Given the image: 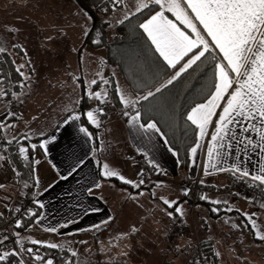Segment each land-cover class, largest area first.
<instances>
[{"label":"crops","instance_id":"0c3cea01","mask_svg":"<svg viewBox=\"0 0 264 264\" xmlns=\"http://www.w3.org/2000/svg\"><path fill=\"white\" fill-rule=\"evenodd\" d=\"M119 1L120 0L114 1L113 5H118ZM39 2L40 0H0V46L6 49L3 53L9 55L10 60L16 68L21 64L25 65L22 71L29 77L27 80H24V78L19 75L18 78H20V80L15 90H13L14 88L5 87L1 71L4 69L2 64L5 62L2 58L6 55L2 57L0 53V88H2L5 93L3 96H0V134L3 136V144L7 142L12 132H15V137L18 136L17 131L20 132V135L28 136L29 141L37 145V160H42L44 164H46L44 170H36V172L33 173L34 180L32 186L34 188V197L30 198V200L39 212L29 227L28 232L34 228V232L40 234L38 235L40 238L37 240L45 243L55 242L52 240L54 237H62V239H64V244L56 248L57 252L60 250L64 251V258H61V260H53V264H73L77 255L73 256L72 251L76 248V244L80 241H89L94 237L93 234L99 235L101 233V236L104 234H119V239H121V241H128V243L129 241H133L134 248H131L132 251L134 250L136 252V250H138L147 252L153 251L154 249H166L165 244L162 243L164 234L175 226H179L181 223L184 224L186 219L195 227V209L197 206L200 207V218L204 222L221 218L223 215L213 219L204 205L195 204V206L192 207L186 200V194L183 190L182 183L188 178L198 177L195 186L198 193L201 195L204 187H225L232 183V181L243 179L239 178L238 173L233 174L230 171H216L212 169L209 170L210 174L205 175L204 164L207 159V143L211 138V132L215 128V120L218 119L219 112L222 111V108L216 110L217 115L213 117V123L209 125L208 135L202 139L201 147L198 149L195 158H190L188 170L184 172L179 168L177 155H173L172 152L168 150V143L165 144L164 142L165 137L161 138L159 133L144 134L136 128L131 127L128 124L129 117L123 115L126 109L124 108V110H122V104V108L118 109H110L111 105L106 104V102L98 108H93L90 98V107L86 113L88 111H94L98 125L103 123L102 137L104 138V136H106L110 141H126L129 145L126 156L124 158L120 157L119 161H116L117 165H114L116 168H110L119 172L127 180L133 181L136 184L139 181L137 184L139 186L133 187L131 184L114 183V181L119 180L117 178H114L116 180H112V178L106 179L101 175V164L98 167V164L94 163L95 160L92 155L94 151L97 150L95 148V141L91 129L83 123L81 117L79 120L71 121L68 124L64 123L71 115L80 116L78 108L81 97V82L84 83L87 90V85L81 74L83 73L81 65L84 63L82 59L85 57L88 59L91 58V60H94L93 63H98V56H104L105 59V52L100 50V48L104 47L92 48L86 46L80 50L87 33V29H83L80 40L72 47V51L70 52L74 57L76 56V61L74 62L77 64V67L75 66V70H73L77 72V75L72 78V84L69 86L73 87V84L77 85L78 99L76 100L75 106H73V95L69 94L70 100L67 96L60 98V96L64 95L66 92L63 90L65 88H70L68 86L66 87V81L73 77L71 76L72 73L70 71L64 73L52 71L49 73V79H55L56 81L43 82L48 81L49 75H47V73L42 74L38 66H34L35 64L31 67L29 64L30 62L27 60V57H35V55L31 56V54L36 53V51L41 48L37 37L35 36V40H32L30 45H27V51H25L23 49L24 47L18 44L14 38L18 32H25L28 30L37 33V31L40 30L38 26H34L37 24H33L32 26L31 24L24 25L25 22L31 23L29 17L32 15V10H27L28 5L35 8ZM43 2H46V0H43ZM57 2L58 0H53L52 4L55 5ZM128 2L135 7L136 0H128ZM51 9L53 13L57 12V8L51 6ZM159 10L160 8L156 11ZM133 11L135 12V8ZM156 11L151 14H154ZM188 11L190 12V9ZM82 14L84 16V13ZM165 15L168 19L176 23L182 31L186 33L189 32L188 29H185L184 26L176 20L172 13L165 12ZM27 16L28 18H26ZM107 22L109 23V21ZM143 22L144 20L142 23ZM202 34L205 35V37L207 36L206 33ZM52 39L55 48L64 47L57 44L58 38L56 35L53 36ZM55 53H57V51H55ZM190 56L191 53L189 57H185L184 61H181L180 66H182ZM88 63L92 65L91 62ZM101 65H103V63H101ZM106 65H103V68L98 72L99 74L95 76H91L90 73H87L92 80L96 81L99 79L107 80L108 76L113 77L115 83L116 79H122V76L119 77L120 73L118 71L115 77L113 70H109V67ZM93 73H95V71H93ZM32 77L37 79L42 78V80L37 82L36 85L31 84L28 86L27 82L31 80ZM21 84L24 86L21 87ZM96 85L90 82V88L94 92L106 90L99 89L98 84ZM9 92H11V94L8 97L7 93ZM13 93L16 95L13 96ZM136 98V96H132V99ZM12 100L17 104L15 114L19 117L14 121H9L12 115L7 116L6 109ZM106 101L109 103L108 99ZM100 103L101 101L98 100V104ZM221 103H223V101ZM67 104L72 105V107L68 108V111H64L62 114H57L56 112L52 114L50 108L52 105H66L65 107H67ZM22 108L24 111L23 117L20 111ZM110 110L112 111L111 115L108 113ZM127 110L130 112V109ZM130 114L134 113L130 112ZM102 115H107L106 120H101ZM91 125L97 126L92 123ZM81 127L88 130L92 139H89L79 131ZM17 128L21 130L19 131ZM149 135L151 139H149ZM251 135L253 139H255V134ZM52 136H55L56 140L48 145V154L45 155L44 150L40 149L38 145L45 139H50ZM12 139L13 138H10V140ZM108 143L110 144V142ZM3 144H0V146ZM16 145H19V143L16 142ZM19 147H21V145H19ZM99 147H101V145ZM2 149H5V145L2 146ZM2 149L0 148V155H3L5 159L0 160V191L1 189L8 188L13 191V196L16 193L19 197L20 194L18 193L22 190L23 186H20V183L17 182L15 168L13 169L6 152L4 150L2 151ZM236 159L234 149L233 153L228 158L227 164L224 166L231 167V165L236 162ZM259 159V150L256 152H249L246 156L241 155L240 166L242 168H247L249 172H256ZM81 160H83V164L79 165L77 171L71 177L67 180L60 179L61 175H67ZM137 161H141L140 166ZM148 165L152 166V170L146 169ZM155 170L158 171L157 174L152 173V171ZM37 178L39 180L38 185L36 184ZM141 180H143L142 184L140 183ZM97 184H99L100 187L97 188ZM256 185V192L252 198L247 199L236 194H222L216 200L220 201V203L225 206L229 204H235V206L240 205L244 210H247L250 208L249 205L253 204L255 207L258 206L259 212L260 209H264V186L259 185L258 182H256ZM90 189L91 191H89ZM0 197L4 198L2 196ZM12 200L13 199H10L9 202ZM164 200L174 202L172 207L165 204ZM37 201L42 203L44 207L40 208L36 203ZM177 207L182 209V215L175 211ZM227 211L229 210L227 209ZM255 212H257V210H254V213ZM236 214H240V212ZM137 219L142 221L140 225H138L139 229H137ZM152 220H156V222H152ZM159 221L161 222L160 227ZM61 225H66V227H60ZM47 227H55L57 228V232H47L44 230ZM133 229H135V231H133ZM41 236L43 237L41 238ZM108 238L110 237L108 236ZM22 239H25L24 235L19 238L20 241H22ZM96 239L101 238L97 237ZM29 242L31 243V241ZM32 245L39 247V245ZM173 245L176 249V255L182 256V261H184V257L186 256L184 252V248H186L185 245L183 244L181 247L174 243ZM31 248L33 249L34 247ZM23 249L24 250L21 249L20 245L16 244L13 248L4 251L2 254L7 252L16 253V255H9L6 260L0 261V264H20V261H23V264H46V261L53 256L52 253L49 252L50 250H48L45 253L42 252V255H39L43 258L42 260H35L34 257L37 255L35 252L28 253L24 244ZM125 249L127 250L126 247ZM179 249H182V251H179ZM82 251L77 250L76 253L80 254L82 252L84 254L85 250ZM93 254H96V257L94 256L89 259L92 264L118 263L111 262L110 260H102L101 258L103 256L99 251L93 252ZM97 254H100L101 257H98ZM169 263L175 264L176 262L171 261ZM78 264H82V261L79 260ZM85 264L89 263L87 262Z\"/></svg>","mask_w":264,"mask_h":264},{"label":"snow or ice","instance_id":"6c2138e0","mask_svg":"<svg viewBox=\"0 0 264 264\" xmlns=\"http://www.w3.org/2000/svg\"><path fill=\"white\" fill-rule=\"evenodd\" d=\"M154 5L159 6L160 10L151 14L138 27L150 41L159 58H162L168 68L174 70V74L165 83L155 87L154 91L148 90L145 95L136 99H132L117 85L116 93L120 103L126 109L123 115L129 117L128 124L144 134L159 133L161 138H164V133L160 131L156 122L141 123L142 115L136 106L141 101H149L150 98H154L156 94L173 85L194 65L199 66L198 62L202 63L204 60L210 59L215 62L213 90L210 91L203 103H197L191 107L186 116V120L197 129L195 145L189 149L190 158H195L201 147L202 139L208 135L213 117L217 115L216 110L222 108L207 143L205 175L210 174V169L230 171L233 174L238 173L239 178H249L252 182H258L259 185L264 186V0H136L135 12L132 15L146 9L150 10ZM165 12L172 13L189 32L182 31L176 23L168 19ZM124 19H129V16L126 15ZM202 33H206L207 36L205 37ZM98 42L94 41V43ZM5 51L6 49L0 46V53ZM190 53V58L177 70L181 61H184L185 57H189ZM24 67L25 65L21 64L16 68V71L24 80H27L29 77L22 71ZM96 83V80L91 81L93 85ZM108 83L109 81L104 80V84ZM23 86L21 84V87ZM140 86L148 87L149 82L145 81ZM4 94V90L0 88V96ZM15 95L13 93V96ZM90 96L103 103L106 101L108 93L106 90H102L90 93ZM222 101L223 103H221ZM127 109H131L134 114H130ZM85 115L90 123L98 125L94 111H88ZM79 119L80 116L71 115L64 123L68 124ZM79 131L92 139L86 128L81 127ZM251 134H255V139ZM149 139H151L150 135ZM55 140L56 137L52 136L50 139L42 141L38 147L43 149L47 155L48 145ZM164 142L168 143L166 139ZM36 148V144L31 145L33 151ZM234 149L236 162L231 167H225L224 165L227 164ZM168 150L173 155H177L171 147ZM257 150L260 155L257 171L249 172L247 168H242L240 166L241 155L246 156L249 152ZM18 151L25 161L29 160L27 147L21 146ZM4 159V156L0 155V160ZM39 163V160L34 161L35 165ZM82 164L83 160L79 161L77 166H74L67 175H61L60 179L67 180ZM31 170L35 173V166H32ZM101 175L106 179L117 178L122 183L131 184L133 187L139 186L110 168L108 164L103 165ZM140 183L142 184L143 180ZM36 184H39L38 178ZM24 186L28 187L26 183ZM96 187L98 188L100 185L97 184ZM200 198L206 199L205 196ZM36 203L40 208L44 207L42 203L38 201ZM164 203L172 207L174 202L164 200ZM211 203L218 204L220 201L214 200ZM228 210L231 211V209ZM175 211L183 214L179 207ZM212 211L216 212L217 209L213 208ZM29 215L36 216V213L30 211ZM248 219L255 230L256 238L264 241V232L256 228L251 217ZM16 227H21L20 221L16 222ZM60 227H66V225ZM44 230L51 233L57 232L55 227H47ZM16 243L24 250L19 239ZM31 243L51 249L61 247L56 243H45L38 240H31ZM26 251L32 253L34 250L27 248ZM9 255H16V253L0 254V261L6 260ZM72 255L75 256L77 253L72 252ZM34 259L42 260L43 258L36 255ZM20 264H23V261H20ZM46 264H53V260L48 259Z\"/></svg>","mask_w":264,"mask_h":264},{"label":"rangeland","instance_id":"374dc122","mask_svg":"<svg viewBox=\"0 0 264 264\" xmlns=\"http://www.w3.org/2000/svg\"><path fill=\"white\" fill-rule=\"evenodd\" d=\"M52 1L53 0H46V2H43V0H40L35 8H32L30 7V5H28L27 10H32V15L29 17L31 23L25 22L24 25L31 24L32 26L33 24H37L34 26H38L40 30H38L37 33L28 30H26L25 32H18L16 33V36L14 38L15 41L18 44L22 45L24 47L23 49L27 51V45H30L31 41L35 40V36L37 37V40L40 42L41 48L40 50H37L36 53L31 54V56L35 55V57H27V60L30 62L29 64L31 65V67L34 64L35 67L37 65L42 74L47 73V75H49V73L52 71H56L58 73L70 71L72 73L71 76L73 77L66 81V87L68 86L70 88H65L63 91L66 92L64 95L60 96V98L64 96H67L69 98V94L73 95L72 104L73 106H75L76 100L78 99L77 85L73 84V87L69 85L72 84V78L76 77L77 75V72L74 71L75 66L77 67V64L74 62L76 61V56L74 57L72 54H70V52L72 51V47L75 46L80 40L83 29L86 28L88 31V29L91 27L92 21L87 17L86 14H84L85 17L83 16L82 10L78 6H76L75 3L72 2V0H58L55 5L52 4ZM51 6L57 8V12L53 13ZM134 8V5L129 4L128 0H120L118 5H113V7L111 8V14L109 15V17H107L109 26L104 30L102 29V27H99L105 32L107 40L113 39L116 25L120 21L124 20V17L126 15L130 16L132 12H134ZM26 18H28V16ZM55 35L58 38L57 44L64 47H54V41L52 37ZM100 50L105 52V48H100ZM55 51H57V53H55ZM97 59L98 63H93L94 60H91V58L88 59L85 57L82 59L84 63L81 65V68L83 69V73L81 74L87 85L89 96L90 93H94V91L90 88V82L92 80L90 75L95 76L99 74L98 72L103 68V65H106L104 56H98ZM88 62H91L92 65ZM86 63L88 64L85 65ZM101 63H103V65H101ZM108 67L109 70H113V74L116 77L117 73L119 72L118 69L116 67ZM93 71H95V73H93ZM87 72L90 73V75ZM120 76L121 75L119 74V77ZM34 77H32V79L27 82L28 86H30L31 84L36 85L37 82L42 80V78L37 79ZM49 78L50 75L48 76V81L43 82L56 81L55 79ZM118 84L120 88L124 92L129 94V96L132 98L133 95L121 78L116 79V85ZM90 98L93 108L100 107L97 99L91 96ZM70 99L71 98H69V100ZM13 102L17 109V104L14 100ZM65 106L66 105H52L50 107L52 110V114L55 112L57 114H62L64 111H68V108L72 107V105L70 104H67V107ZM111 108L118 109L122 108V106L121 104L117 106L116 104L112 103L110 109ZM20 111L23 117V108ZM111 112V110L110 112H108L109 115H111ZM17 117L19 116L14 113L12 114L11 118H9V121H14L15 119H17ZM20 128L17 129L20 131ZM28 131L32 132L30 130ZM17 133L18 136L15 137V132H12L7 139V142H17L24 147H31L32 143L29 141V137L26 135H20V132L18 131ZM94 134L97 137V140L99 142L98 144L102 147H100V150L94 151V154L92 155L93 159L95 160H93L94 163L98 165L101 164L100 172L103 171L104 164H108L109 167L116 168V166H114L117 165L116 161H119L120 157L124 158L127 154L126 152L128 151L129 146L128 143H126V141H110L106 136H104L103 138L102 131L99 130L94 131ZM2 137L3 136L0 134V144H3ZM10 138L13 139L10 140ZM108 142H110V144ZM32 154L34 155L31 159L32 164L30 167L32 168V166H35L36 170H44L46 168V164H44L42 160H39L40 163L38 165L34 164V161L37 160L36 149ZM24 163L25 166H28L30 164L28 160H24ZM31 168L28 170V172L25 171L22 173V171L20 172L13 167V169L16 171V179L17 182L20 183V186L22 185L23 187H25V183L28 185L27 188L29 189V195L27 196H29V198L34 197V188L32 186L34 174ZM18 194H20L19 197L16 193L13 196V191L11 189H1L0 196L4 198L0 197V215L5 216L9 208H18V206L21 204V201H23L22 190ZM10 199L13 200L9 202ZM249 206L250 208L244 210L240 205L235 206V204H229L223 207V209H236V211H239L242 215L236 214L237 212L230 215L224 214L223 216L221 215V218L209 220L208 222H204L200 218L201 211L200 207L197 206L195 209V227L193 224H191L190 221H187L186 219L184 224L181 223V225H177L173 229H170L167 233L164 234V238L162 240V243L165 244L166 249L161 250L154 249L153 251L147 252L136 250L135 252L134 250H131V248H134L133 241H129L131 245L128 243V241H121V239H119V234H104L103 236H101V233L99 235L93 234L94 237H92L89 241H80L76 244V248L73 249L72 252H77V250H85V252H88H86L87 255L85 254V252L83 254V251L80 254H77L73 264H78L79 260L82 261V264H85L87 262L89 264H92L89 259L93 258L94 256L96 257V254L94 255L93 252L95 253L97 251L102 254V260L118 262L117 264H170L169 262L171 261H175V264H264V241L256 238L255 230L253 229V226L248 219V217H251V220L255 222L256 228L261 232H264V209H260V211L258 212V206L255 207L253 204H250ZM218 208L220 209L221 207ZM254 210H257V212L254 213ZM137 222V229H139L138 225H140L142 221L140 219H137ZM152 222H156V220H152ZM159 223L160 227L161 222L159 221ZM9 225L10 224H8L7 227ZM233 225H235V227H233ZM38 235L40 234L34 232V228H32V230H30L29 232L27 230L24 233V238L29 241L37 240L40 238ZM108 236L110 238H108ZM42 237L43 236H41V238ZM97 237L101 239H96ZM52 240L55 241L53 243H56L58 245L62 246L64 244V239H62V237H54ZM173 243L175 245H178L179 247H181L183 244L185 245L186 248H184V252L186 253V256L184 257V261H182V256L176 255V249ZM202 243H205L204 245L206 246L203 247ZM125 247L127 248V250L125 249ZM179 251H182V249H179ZM99 255L100 254H97L98 257H101V255Z\"/></svg>","mask_w":264,"mask_h":264},{"label":"trees","instance_id":"16d2710c","mask_svg":"<svg viewBox=\"0 0 264 264\" xmlns=\"http://www.w3.org/2000/svg\"><path fill=\"white\" fill-rule=\"evenodd\" d=\"M117 0H72L76 6H78L84 14L87 15L92 21L91 27L88 29L80 50L86 46L92 48H105V63L110 67H116L122 76L124 83L128 86L130 91L137 98L146 94L148 90H153L160 84L165 83L169 79L174 70L167 67L159 55L155 52L151 43L147 37L139 29L138 25L142 23L151 13L159 9V6H152L150 10L146 9L142 12L130 15L129 19L120 21L114 32L112 40L106 39V34L103 31L107 29L109 23L107 17L111 13L113 2ZM99 27H102L101 30ZM94 41H99L94 43ZM2 54V55H1ZM2 59L5 62L2 64L3 71H1L2 79L5 87L14 88L19 83V73L10 57L7 53H1ZM214 61L204 60L202 63L198 62L199 66H193L184 73L173 85L168 86L161 93L156 94L154 98H150L149 101H141L136 107L141 112V122L146 124L149 121L156 122L160 131L164 133L165 139L168 141V146L171 147L177 153V159L179 168L186 172L188 170L190 155L189 149L194 146L196 141V129L186 120V116L191 107L197 103H203L210 91L213 90L212 85L214 82ZM181 65V64H180ZM178 65V67L180 66ZM177 67V68H178ZM108 84H104V80H97L99 89H106L108 96L106 104H116L119 106L120 101L116 93V83L113 77H107ZM145 81L149 82L148 87H141L140 85ZM95 84V85H96ZM97 86V85H96ZM9 88V89H10ZM7 89V88H6ZM80 105L78 108L79 115L86 126H88L93 133L95 148L100 150L97 137L94 131H102L103 123L97 126H92L88 121L86 111L90 107V96L87 94L86 86L83 82L80 83ZM8 97L11 92L7 93ZM106 99V100H107ZM105 102H101L103 105ZM124 110V107L122 108ZM132 113V110L130 109ZM107 115H102L101 120H106ZM5 145V149L2 146ZM20 145V144H19ZM15 143H4L0 148L6 152V155L16 170L25 172L31 168L33 150L29 149V162L28 166H25L24 159L20 154L16 152V147L19 146ZM22 146V145H21ZM139 166L141 161H137ZM99 167V165H98ZM146 169H151L152 166H146ZM112 180H116L112 178ZM122 183L119 180L114 181ZM29 189L27 187L22 188V196L28 201L24 211L19 215V221L21 227H16V224L6 226L8 220H11L16 215L14 208H9L6 215H0V254L4 251L13 248L17 243L16 241L24 235L33 223L35 217L38 215V209L32 204L28 194ZM201 195L198 193L196 186L193 190L186 194V200L191 204H201L206 207L207 212L214 219L220 215L236 213V210L227 211L223 209L225 205L222 203L213 204L209 200L201 199ZM218 207H221L220 209ZM216 208L217 211L213 212L212 209ZM36 213V216H30L29 212ZM238 213V212H237ZM241 215V214H240ZM7 237V239H5ZM24 247L42 250V252L52 253L54 260H61L64 258V251L57 252L56 249H50L45 246H33L32 243L22 239L21 241ZM205 243L202 246L205 247ZM44 256V255H43Z\"/></svg>","mask_w":264,"mask_h":264},{"label":"built area","instance_id":"2783aa9c","mask_svg":"<svg viewBox=\"0 0 264 264\" xmlns=\"http://www.w3.org/2000/svg\"><path fill=\"white\" fill-rule=\"evenodd\" d=\"M7 115H12L14 113H16V106L12 101H10L8 109L6 110ZM19 147H16V152L19 153L18 151ZM152 173H158V171H152ZM198 181V177H194V178H188L186 180H184V182L182 183V187L185 193H189L190 191L193 190V187L196 185ZM256 182H252L250 179L248 178H243L241 180L238 181H232V183H230L229 185L225 186V187H215V188H211V187H204L202 192H201V196H205L206 199L205 200H215L218 197H220L222 194H226V195H232V194H236V195H241L244 198H252L255 195L256 192ZM28 204V201L26 199L23 198V201H21V204L18 206V208H16V215L15 217H13L11 220H8L6 223V226L8 224H16L17 221H19V215L24 211L25 206ZM191 206L194 207L195 203L192 202ZM6 215V214H5ZM9 225V226H10ZM33 252H35V254L37 255H42V251L36 248H33ZM50 259L54 260V256H51Z\"/></svg>","mask_w":264,"mask_h":264}]
</instances>
